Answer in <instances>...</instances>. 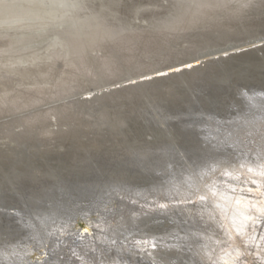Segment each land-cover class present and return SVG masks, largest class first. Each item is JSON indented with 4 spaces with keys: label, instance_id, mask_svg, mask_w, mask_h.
<instances>
[{
    "label": "bare ground",
    "instance_id": "obj_1",
    "mask_svg": "<svg viewBox=\"0 0 264 264\" xmlns=\"http://www.w3.org/2000/svg\"><path fill=\"white\" fill-rule=\"evenodd\" d=\"M87 1L0 0V264H217L223 173L264 184V0L140 33ZM255 240L223 247L261 264Z\"/></svg>",
    "mask_w": 264,
    "mask_h": 264
},
{
    "label": "snow or ice",
    "instance_id": "obj_2",
    "mask_svg": "<svg viewBox=\"0 0 264 264\" xmlns=\"http://www.w3.org/2000/svg\"><path fill=\"white\" fill-rule=\"evenodd\" d=\"M183 69H175V71H182ZM161 75H165L162 73ZM147 79H152L148 77ZM91 99V97H87ZM251 172L252 169H247ZM261 177L264 178V171H261ZM18 177L13 173L8 174V192L14 191L12 185H15ZM3 177H0V181ZM231 181V183H228ZM236 181H239V186H236ZM247 185V186H246ZM226 186V190L223 193V216L221 223L223 227L221 231L226 233L225 240L222 242L221 259L217 264H238L241 257L244 255V251L241 248H235L229 250V247H223V245H230L235 239H242L250 241L253 235L256 236L257 240L261 241L260 247L264 248V184H257L255 179L251 181L247 180L243 175H237L232 172H225L222 176V187ZM259 190V195H257ZM215 196L220 197L221 192L218 189ZM230 197V199H229ZM202 201L204 197L200 198ZM195 203V201H189ZM180 207L182 205H176ZM161 209L166 210L167 205L161 204ZM219 208L220 205H217ZM0 213L5 215L11 214L17 215L13 209L9 213L3 209H0ZM247 243L245 247H247ZM253 247L256 245L253 244ZM156 245L152 242V249L155 250ZM229 257H233L229 259ZM261 264H264V258L261 259Z\"/></svg>",
    "mask_w": 264,
    "mask_h": 264
},
{
    "label": "rangeland",
    "instance_id": "obj_3",
    "mask_svg": "<svg viewBox=\"0 0 264 264\" xmlns=\"http://www.w3.org/2000/svg\"><path fill=\"white\" fill-rule=\"evenodd\" d=\"M99 1L100 0L87 1L86 3L88 5L85 4L80 14L86 15L93 12L100 15L102 19H105H103L104 24L109 30L127 29L128 31H138V33H140L144 31L147 26L159 20H163L175 12V6L172 0H101L100 4ZM110 1L113 2L110 3ZM15 32L16 31L10 30L8 34Z\"/></svg>",
    "mask_w": 264,
    "mask_h": 264
},
{
    "label": "water",
    "instance_id": "obj_4",
    "mask_svg": "<svg viewBox=\"0 0 264 264\" xmlns=\"http://www.w3.org/2000/svg\"><path fill=\"white\" fill-rule=\"evenodd\" d=\"M196 64H198V63H196V62H192V63H190V64H188V65H187V64H184L181 68H178V69H185V68H188V67L193 66V65H196ZM175 69H176V68L169 69V70H167V73L174 72ZM161 74H162V73H159L158 76H160ZM257 192H258V191H257ZM255 241H257V239H256Z\"/></svg>",
    "mask_w": 264,
    "mask_h": 264
}]
</instances>
